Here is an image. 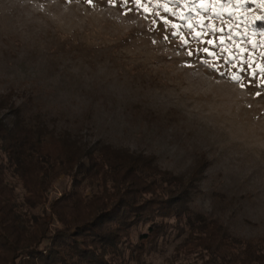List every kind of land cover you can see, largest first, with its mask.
<instances>
[{
  "label": "rangeland",
  "instance_id": "374dc122",
  "mask_svg": "<svg viewBox=\"0 0 264 264\" xmlns=\"http://www.w3.org/2000/svg\"><path fill=\"white\" fill-rule=\"evenodd\" d=\"M213 4L204 13L164 0H0V97L77 144L198 179L194 210L229 235L263 238L264 29H252L246 3ZM180 15L224 31L181 27ZM67 186L55 181L49 197ZM185 238L172 226L142 264H209Z\"/></svg>",
  "mask_w": 264,
  "mask_h": 264
},
{
  "label": "trees",
  "instance_id": "16d2710c",
  "mask_svg": "<svg viewBox=\"0 0 264 264\" xmlns=\"http://www.w3.org/2000/svg\"><path fill=\"white\" fill-rule=\"evenodd\" d=\"M251 27L262 31L264 21ZM7 100L0 97V264H142L172 226L209 264H264V237L229 235L191 207L198 179L105 143L77 144ZM62 177L68 186L50 198Z\"/></svg>",
  "mask_w": 264,
  "mask_h": 264
},
{
  "label": "snow or ice",
  "instance_id": "6c2138e0",
  "mask_svg": "<svg viewBox=\"0 0 264 264\" xmlns=\"http://www.w3.org/2000/svg\"><path fill=\"white\" fill-rule=\"evenodd\" d=\"M137 2H139V0H137ZM151 2V0H150ZM181 2L183 3H190V4H193L194 6L196 4H199L201 6H203V12L204 13H207L209 11V7L208 5L211 4V3H216V2H219V0H164V3L165 4H177L179 5ZM227 3H232V0H226ZM239 2H242V3H255L257 2V0H239ZM260 3H264V0H259ZM157 3L159 4L160 3V0H157ZM164 10L165 11H168V8L167 7H164ZM191 11V9H190ZM229 15H231V13H229ZM214 16L215 17H220L221 16V13L219 12H216L214 13ZM180 19H183L186 21V24L185 25H181V27H184V26H187L189 27L190 29L194 28L196 25H199L200 27H208L209 28V32H223L224 31V28H217L215 25H212V24H209V25H204L203 24V21L202 20H197L195 22V24H188L187 21L190 20V19H194L193 17H188V16H183V15H180L179 16ZM209 19H211L209 17ZM257 19H261V17H257ZM165 22L167 23L168 21L165 20ZM171 27H176L175 24H171L170 25ZM225 27H227V25L225 24ZM203 34H206V33H198L197 35H203ZM231 37L229 36L228 39H230ZM219 39V38H218ZM205 43H212L211 40L209 41H206ZM205 52H208V49L205 48L204 49ZM192 53H189V55H191ZM234 79H239V77H234Z\"/></svg>",
  "mask_w": 264,
  "mask_h": 264
},
{
  "label": "built area",
  "instance_id": "2783aa9c",
  "mask_svg": "<svg viewBox=\"0 0 264 264\" xmlns=\"http://www.w3.org/2000/svg\"><path fill=\"white\" fill-rule=\"evenodd\" d=\"M241 2H239V0H232V3H227L226 0H219V2L214 3L213 5H216V7L218 6V8L222 7V8H238L239 6L237 4H240ZM212 4V3H211ZM247 7H253L254 10L252 9L250 12L253 13L256 17H261V19H257V20H262L264 21V3H260L259 0H257V2L255 3H246ZM231 9V8H230ZM240 8H238L239 10ZM244 9V8H241ZM237 13H239V11H237ZM238 18V17H236ZM255 20H253L252 22H254ZM251 22V23H252Z\"/></svg>",
  "mask_w": 264,
  "mask_h": 264
}]
</instances>
